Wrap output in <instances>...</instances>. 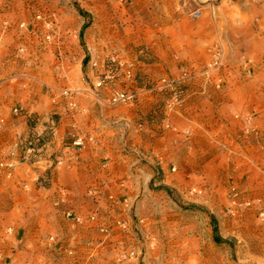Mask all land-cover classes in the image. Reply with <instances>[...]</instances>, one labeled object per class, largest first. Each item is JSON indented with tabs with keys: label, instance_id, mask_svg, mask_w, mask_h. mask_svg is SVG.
I'll return each mask as SVG.
<instances>
[{
	"label": "crops",
	"instance_id": "0c3cea01",
	"mask_svg": "<svg viewBox=\"0 0 264 264\" xmlns=\"http://www.w3.org/2000/svg\"><path fill=\"white\" fill-rule=\"evenodd\" d=\"M134 3L126 37L114 20L46 41L43 16L27 15L20 0H0V264H110L118 249L140 253L131 214L114 213L109 198L132 205L150 187L183 190L187 172L206 170L218 146L233 152L242 145L249 181L260 178L264 0ZM217 42L228 65L220 77L203 73ZM244 60L257 74L240 72ZM161 80L176 83L178 102L156 89ZM63 90L73 93L72 106ZM115 92L134 93V104L111 106ZM69 133L93 141L75 148ZM32 138L42 146L33 160H21ZM66 210L97 212L99 221L80 227L64 218ZM101 225L111 227L108 235Z\"/></svg>",
	"mask_w": 264,
	"mask_h": 264
},
{
	"label": "rangeland",
	"instance_id": "374dc122",
	"mask_svg": "<svg viewBox=\"0 0 264 264\" xmlns=\"http://www.w3.org/2000/svg\"><path fill=\"white\" fill-rule=\"evenodd\" d=\"M134 4V0H20L27 15L45 18L46 41L71 27L113 26L114 20H119L126 37L133 26ZM215 50L221 53L220 66L207 70ZM209 63L203 69L206 75L220 77L228 70L226 51L218 42L212 46ZM239 68L246 75L257 74L250 60L241 61ZM222 85L218 82L217 89ZM251 119L245 120L248 127ZM228 149L218 146L214 162L196 177L187 172L183 190L150 187L126 211L110 207L116 214L132 216L141 249L136 264H264V168L260 178L249 181L244 147Z\"/></svg>",
	"mask_w": 264,
	"mask_h": 264
},
{
	"label": "built area",
	"instance_id": "2783aa9c",
	"mask_svg": "<svg viewBox=\"0 0 264 264\" xmlns=\"http://www.w3.org/2000/svg\"><path fill=\"white\" fill-rule=\"evenodd\" d=\"M200 12L195 11L191 13L190 17L194 20L198 19L200 17ZM22 26H20L21 28ZM48 40V38H46ZM221 62V53L219 50H215L211 62L207 66V70L210 69H217L220 66ZM110 79L109 76L104 77L103 80L99 81L97 84V87H101ZM156 89L162 92H165L169 95V100L173 103H176L179 101V89H177V85L175 82L170 80H161L158 85L156 86ZM61 96L65 98L67 101H69L70 105L72 103L73 99V93L69 90H63L61 92ZM135 94L132 92H115L112 93L110 97V105L115 106H131L135 102ZM72 106V105H71ZM12 114L14 116H17L19 114V110L17 108H14L12 110ZM67 138L72 141V145L75 148H82L85 146L86 143L92 142L93 139L90 137H84L82 135H75L72 133L67 134ZM40 139L33 138L31 140H27L25 144H23V149H21V160L30 161L33 160L37 150L42 146H37L36 143ZM24 152H28L29 155L27 157L24 156ZM8 167H12V164H10ZM64 195V194H63ZM87 195L91 198L94 197L93 190L90 189L87 191ZM109 204L110 207L113 209H117L119 211H126L129 206V202L126 198L124 199H114L112 197L109 198ZM64 217L73 223L77 225H95L98 223V214L97 212H91L86 215H80L74 212L73 210H66L64 211ZM117 228L125 232L128 229L127 225L125 223H119L117 224ZM111 227L106 225H101L98 227V231L103 235H108L110 233ZM49 242L55 244L56 246L59 244V240H57L54 237L49 238ZM139 256L138 250L134 248H127L125 250L118 249L116 260L114 264H129L132 260H136Z\"/></svg>",
	"mask_w": 264,
	"mask_h": 264
},
{
	"label": "trees",
	"instance_id": "16d2710c",
	"mask_svg": "<svg viewBox=\"0 0 264 264\" xmlns=\"http://www.w3.org/2000/svg\"><path fill=\"white\" fill-rule=\"evenodd\" d=\"M42 143H43V141H42V140H39V141L36 143V145H37V146H41ZM214 239H215V242H218V241H219V238H218L216 235H215Z\"/></svg>",
	"mask_w": 264,
	"mask_h": 264
}]
</instances>
